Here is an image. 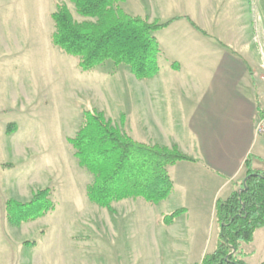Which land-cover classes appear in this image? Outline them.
<instances>
[{"label":"rangeland","instance_id":"374dc122","mask_svg":"<svg viewBox=\"0 0 264 264\" xmlns=\"http://www.w3.org/2000/svg\"><path fill=\"white\" fill-rule=\"evenodd\" d=\"M126 1L132 14L145 9L144 19L158 25L174 18L194 22L177 15L200 10L195 3L199 0H122L120 7L128 15ZM57 2L67 4L77 22L87 20L69 0H0V264L200 263L216 248L218 224L208 206L191 211V217L182 208L197 194L202 201L216 190L207 178L202 179L198 168L187 162L174 165L169 173L172 193L156 206L136 198L113 203L108 209L89 200L87 189L95 178L79 164L68 139L80 130L84 111L94 109L114 128L146 144L144 100L149 99L144 82L148 81H139L129 67L113 61L81 72L76 59L52 44ZM201 4L209 6V15L199 19V26L194 23L212 39L214 49H224L242 63L244 78L237 91L249 97L254 108L252 138L264 144V123L254 107L257 93L264 109V0H205ZM163 55L161 50L159 76L149 80L161 86L164 94L163 103L155 101L154 106L162 111L166 119L162 124L168 127L159 146H176L202 162L195 134L172 115L176 104L171 102L181 97L179 90L187 76L174 77ZM212 60L214 66L217 58ZM174 64L178 69L179 64ZM189 83L194 84L193 79ZM174 84L177 91L172 90ZM256 154L253 168L264 170V145L258 146ZM240 176L242 172L229 180L219 192L220 199L237 189L234 183L245 178ZM173 180H179L177 187ZM41 191H49L52 210L37 221L11 225L8 203H29ZM163 216H170V226L161 223ZM243 250L251 256L249 264H264V229L256 232L253 243L243 244Z\"/></svg>","mask_w":264,"mask_h":264},{"label":"trees","instance_id":"16d2710c","mask_svg":"<svg viewBox=\"0 0 264 264\" xmlns=\"http://www.w3.org/2000/svg\"><path fill=\"white\" fill-rule=\"evenodd\" d=\"M69 1L77 14L87 20L77 22L67 4L57 2L51 41L61 53L78 61L81 72H91L113 61L129 67L139 81L159 76L161 48L155 33L178 18L161 25L151 24L147 19L126 14L120 7L122 0ZM174 68L177 69L176 64ZM255 105L257 116L264 123V109L257 93ZM68 142L79 164L94 176L87 196L101 208L110 209L113 203L136 198L156 206L167 200L173 190L168 168L179 162H198L176 146L170 149L134 141L94 109L84 111L80 130ZM253 160L252 155L246 159V176L234 183L237 189L228 198L217 200V245L196 264H249L251 256L244 253L243 244L253 243L256 232L264 229V170L254 169ZM48 194L49 191H41L29 203L9 202L10 224L20 227L45 217L52 210ZM169 218L163 216L161 223L170 226Z\"/></svg>","mask_w":264,"mask_h":264},{"label":"crops","instance_id":"0c3cea01","mask_svg":"<svg viewBox=\"0 0 264 264\" xmlns=\"http://www.w3.org/2000/svg\"><path fill=\"white\" fill-rule=\"evenodd\" d=\"M135 1L138 2V0ZM201 1L205 2V0L195 1V3L198 2L197 9H200L194 12L195 15L191 13L192 10L190 14L177 16H189L199 26V19L209 15V6L201 4ZM129 4V1H126L124 6L130 15L142 18L146 16L145 9H142L145 13L140 10L132 14ZM173 33L180 35V38L174 35L171 37ZM157 34L160 48L164 53V63L171 68L173 76L181 78L184 75V78L187 76L189 81L191 79L194 81L191 85L187 78L183 80L179 90L181 97L173 98L174 101L171 103H175L176 108L172 110L173 113L170 112L172 115H177L180 121L186 122V128L195 134L202 149V162H187L188 166L198 168L195 170L202 176V179L207 178L209 185L216 188L210 198L205 196L200 201L197 194L192 201L187 200L188 202L182 205V208L191 217V211L203 210L208 206L216 217V202L220 199L219 192L225 189L229 180H233L238 173L242 172L245 176L246 159L249 155L256 154L258 146L264 145L260 143V140L252 138L254 108L249 103V97L245 92L237 91L244 78L243 65L234 55H230L232 53L224 49H214L212 39L195 30L185 18L156 32ZM213 57L217 58L214 66H212ZM160 63H162L161 59ZM174 63L179 64L178 69H174ZM153 82H144V91L149 99L148 102L144 100V137L146 138L144 143L159 146V141L162 140L164 131L166 132L168 127L162 124L166 122V119H162L160 115L162 111L154 107L155 101L158 104L163 103L164 94L161 86ZM172 90H178L176 84ZM254 107L257 116L255 99ZM177 164L179 166L180 162ZM173 167L168 168L169 173ZM174 183L177 187L179 180ZM183 184L184 182L180 183V185ZM200 202H206V205Z\"/></svg>","mask_w":264,"mask_h":264}]
</instances>
